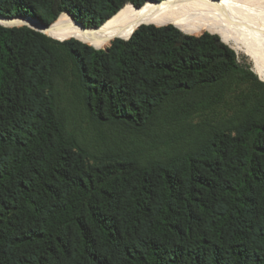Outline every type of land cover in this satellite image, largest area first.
Here are the masks:
<instances>
[{
  "label": "trees",
  "instance_id": "1",
  "mask_svg": "<svg viewBox=\"0 0 264 264\" xmlns=\"http://www.w3.org/2000/svg\"><path fill=\"white\" fill-rule=\"evenodd\" d=\"M148 1L162 0H0V16L97 28ZM105 49L0 24V264H264V83L211 33L142 26ZM67 62L93 122L137 136L185 98L250 77L259 90L230 127L143 163L68 136Z\"/></svg>",
  "mask_w": 264,
  "mask_h": 264
},
{
  "label": "rangeland",
  "instance_id": "2",
  "mask_svg": "<svg viewBox=\"0 0 264 264\" xmlns=\"http://www.w3.org/2000/svg\"><path fill=\"white\" fill-rule=\"evenodd\" d=\"M252 7L251 16L264 23V0L253 3ZM50 38L59 42L67 41L52 36ZM233 50L239 61L246 64L258 80L264 83V65L259 59ZM64 65V72L60 71L57 75V100L59 116L68 136L77 137L97 153L117 152L137 157L143 163L166 161L173 155L192 149L215 128L230 127L240 112L250 111L254 107L252 96L259 90L255 79L250 77L226 83L219 88L220 91H211L196 99L185 98L173 115L158 122L160 126H156L152 135L137 136L122 127L109 130L97 126L77 97L72 65L69 62Z\"/></svg>",
  "mask_w": 264,
  "mask_h": 264
},
{
  "label": "bare ground",
  "instance_id": "3",
  "mask_svg": "<svg viewBox=\"0 0 264 264\" xmlns=\"http://www.w3.org/2000/svg\"><path fill=\"white\" fill-rule=\"evenodd\" d=\"M260 1L263 0L150 1L140 10L129 4L104 29L88 32L70 15L63 13L46 33L59 40L74 38L96 49L105 50L113 41L128 38L139 25H173L186 35L194 36L204 32L219 35L225 44L237 52L259 59L264 65V23L257 21L250 13L253 3ZM14 22H27L32 28H39L37 24L24 18H18ZM127 25L131 28L118 32V28ZM108 29L116 30L108 33ZM93 35L101 36V40L95 41Z\"/></svg>",
  "mask_w": 264,
  "mask_h": 264
},
{
  "label": "water",
  "instance_id": "4",
  "mask_svg": "<svg viewBox=\"0 0 264 264\" xmlns=\"http://www.w3.org/2000/svg\"><path fill=\"white\" fill-rule=\"evenodd\" d=\"M165 0H162V1H155V2H157V3H162V2H164ZM148 2H150V1H148ZM147 2V3H148ZM146 3V4H147ZM146 4L144 5V6H146ZM132 5V4H131ZM127 6V5H126ZM134 8H136L137 10H140V9H142L143 7H136V6H134V5H132ZM122 10V9H121ZM120 12V11H119ZM118 12V13H119ZM117 13V14H118ZM68 14V13H67ZM117 14H115L113 17H111L110 19H108V21L107 22H105L101 27H97V28H87L85 25H83V24H81V23H79V22H76L77 24H79L82 28H83V30L85 31V32H88V31H92V30H102V29H104V27L117 15ZM69 15V14H68ZM18 18H24V19H26V20H28L29 22H31V23H34V24H37L38 26H39V28L38 29H35V28H32L30 25H29V23H27V22H23V23H15L14 21L16 20V19H18ZM0 24L1 25H3V26H5V27H8V28H15V27H24V26H27V27H30V28H32V29H34V30H36V31H38V32H41V33H43V34H46L47 35V33H46V30H48L49 29V27L50 26H48V25H45L43 22H41V21H38V20H36V19H34V18H31V17H17V18H5V17H2V16H0ZM138 24V23H137ZM140 27H142L141 25H139L137 28H136V30L135 31H133V33L128 37V38H125V39H121V40H125V41H128V40H130L131 38H132V36L134 35V33L140 28ZM162 27H164V26H162ZM129 28H131V26L130 25H127V26H123V27H121V28H118V32H122V31H126L127 29H129ZM116 29H108L106 32H108V33H110V32H113V31H115ZM94 36V40L95 41H100L101 40V36H99V35H93ZM222 40V39H221ZM222 42H223V40H222ZM111 47V46H110ZM96 49V48H95ZM97 50H99V49H97ZM106 50V49H105Z\"/></svg>",
  "mask_w": 264,
  "mask_h": 264
}]
</instances>
